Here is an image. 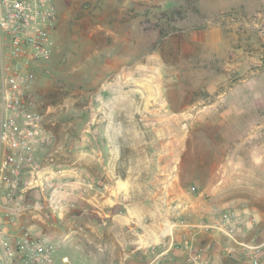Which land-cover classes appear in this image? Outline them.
<instances>
[{
    "label": "rangeland",
    "instance_id": "374dc122",
    "mask_svg": "<svg viewBox=\"0 0 264 264\" xmlns=\"http://www.w3.org/2000/svg\"><path fill=\"white\" fill-rule=\"evenodd\" d=\"M56 3L58 18L51 35L53 53L49 60L40 62L41 67L36 71L35 101L44 114V127L50 136L37 161L45 170L54 169L60 148L55 131L60 133L63 141L73 131L69 122L76 118L81 127L89 117L88 113L85 114L88 106L101 104L100 91H106L102 103L109 106L116 104L111 95L121 92L123 97L119 100L122 102L118 101L117 105L138 106L139 111L133 116L140 124L136 136L132 137L130 130L124 128L111 145L114 157L122 158V171L140 167L146 157L153 156L155 165H159L164 155L172 156L171 180L178 181L186 192L183 197L187 198L186 203L173 199V219H182L185 213L182 206L187 202L207 204L211 207L210 216L215 215V163L219 157L225 156V151H220L217 145L215 118L218 112L215 104L222 103L224 97L219 94L233 81L250 71L254 76L264 73V15L242 17L229 14L221 19L220 25L226 31L229 44H243L244 48H233L232 52L247 53L246 59L232 55L228 57L230 62L225 63L226 59L215 57V44L205 45L200 55L201 50H195L190 35L187 39L185 29L193 27L200 17H197L190 0L187 2L189 10L185 12L178 10L179 6L175 7L178 11L171 10V3L166 5V0H140L139 12H135V4L132 12L130 2L119 0H56ZM127 4V9L122 11ZM168 6L169 9H165ZM181 15L184 17L180 18ZM183 18L185 31L180 32L182 28L177 22ZM137 26L139 32L132 36L130 31L133 27L136 30ZM121 34L122 49V43H119ZM115 55H118L120 64L138 58V74L125 77L127 74L122 75L127 70L125 66L117 70L118 65L107 67L100 64ZM123 56L130 60L125 61ZM150 76L152 81L146 100L135 85L136 81ZM91 92L95 97H91ZM172 106L178 111H170ZM236 115L242 122V118L249 114ZM250 115L251 124L264 119V112ZM122 117L126 123L131 113L124 112ZM76 131L79 132L80 128ZM67 151L66 148L60 153L61 163L68 160ZM240 156H244L243 151ZM179 205L181 215L176 217L175 207ZM199 213L202 212L189 209L186 216L195 224ZM101 219L97 220L99 226L103 225ZM203 229V232L213 230ZM74 230H78L79 244L84 243L81 236L85 234L84 227L78 225ZM213 232L215 234V229ZM71 233L64 234L67 237L55 252L53 264H98V257L93 260L69 244ZM91 245L88 243V248ZM190 248L194 251L192 246ZM95 250L101 251V246H96ZM62 256L68 260L62 261ZM150 256L146 253L141 262L150 258L153 264H166L162 254ZM186 256L184 264H187ZM225 262L237 263L229 257H225Z\"/></svg>",
    "mask_w": 264,
    "mask_h": 264
},
{
    "label": "crops",
    "instance_id": "0c3cea01",
    "mask_svg": "<svg viewBox=\"0 0 264 264\" xmlns=\"http://www.w3.org/2000/svg\"><path fill=\"white\" fill-rule=\"evenodd\" d=\"M119 1L130 2L132 12L135 4V12H139L140 0ZM166 1V5L171 3V10H189V0ZM190 1L197 17L200 16L193 27L185 29L187 39L190 35L195 50L200 48L202 55L205 45L215 44V57L226 59L225 63L230 62L228 57L232 55L246 59L247 53L232 52L233 48L236 50L240 46L244 47L241 43L229 44L226 31L220 25L221 19L229 14L242 17L258 13L264 15V0ZM128 5L121 10L125 11ZM176 6H179L178 10ZM165 9H169V6ZM177 23L181 28L186 26L184 18ZM135 28L130 31L132 36L139 32V27ZM182 29L180 32L185 31ZM120 42L122 49V34ZM123 58L132 61L120 64L118 55H115L100 64L107 67L118 65L117 70L125 66L127 70L122 72V75L127 74L125 77L138 74L139 59ZM231 84L219 94L224 97L222 103L215 104L218 112L215 118L217 145L220 151H225V156L219 157L215 163V213L234 212L242 220L235 227V235L244 241L260 242L264 240V119L251 124L250 114L264 112V73L254 76L250 71ZM105 92H99V106H88L89 110L85 114L88 113L89 117L81 127L76 118L68 123L73 131L67 138L62 141L60 133L55 131L61 148L58 149L55 165V168L61 170L59 180H71L78 188L68 197L73 207L52 215L50 220L49 217L45 218L36 227L56 237L64 236L67 231L72 232L69 244L75 245L93 260L98 257V264H153L150 258L145 263L141 262L146 253L151 256L162 254L167 260L166 264H184L186 244H191L194 251L206 256L208 264H227L225 257L235 260V264H247L239 248L235 247L234 253H227L230 239L216 231L214 234L213 230L202 231L200 224L214 220V215L210 216L211 207L207 204L187 202L182 206L185 212L182 219H173V199H181L186 203L187 198L183 197L186 192L178 181L171 180L172 156L164 155L159 165H155L153 156L146 157L140 167L122 171V158L119 160V156L114 157L111 145L115 143V136L121 135L124 128L130 130L132 137L138 134L140 124L134 120L133 115L138 113L139 107L117 105L118 101L122 102L119 98L123 97V93L117 91L111 95L116 104H103ZM90 95L94 96L92 92ZM170 111L177 112L178 109L172 106ZM124 112L131 113L126 123L122 117ZM236 114L249 115L244 116L241 122ZM78 128L79 132L76 131ZM236 139L240 141L236 142ZM66 148L68 160L61 163L60 153ZM241 151L244 154L242 157ZM41 154L42 148L35 153L37 160H40ZM82 179L87 180L92 188H82ZM189 209L202 212L198 214L195 224L186 216ZM106 213L107 223L99 226L97 220ZM78 225L85 229V234L81 235L85 242L80 244L78 230H74ZM88 243L92 244L90 248ZM81 246L85 248H79ZM96 246H101V251H94Z\"/></svg>",
    "mask_w": 264,
    "mask_h": 264
},
{
    "label": "built area",
    "instance_id": "2783aa9c",
    "mask_svg": "<svg viewBox=\"0 0 264 264\" xmlns=\"http://www.w3.org/2000/svg\"><path fill=\"white\" fill-rule=\"evenodd\" d=\"M57 18L56 0H0V264H53L67 237L36 227L73 207L68 197L78 188L71 180H59L60 169L45 170L35 155L50 139L35 101L36 71L52 56ZM80 185L92 188L84 179ZM174 214L181 215L180 205ZM107 218L106 213L101 224ZM241 222L234 212L223 211L199 226L230 239L227 253L236 247L247 264H262L264 240L239 239L235 227ZM190 246H185L187 264H208Z\"/></svg>",
    "mask_w": 264,
    "mask_h": 264
},
{
    "label": "bare ground",
    "instance_id": "6f19581e",
    "mask_svg": "<svg viewBox=\"0 0 264 264\" xmlns=\"http://www.w3.org/2000/svg\"><path fill=\"white\" fill-rule=\"evenodd\" d=\"M151 78H152V76L146 77V78H144L143 80H140V81H136V85H135L136 86V90L139 91L141 94H143L145 96L146 100L148 98L149 89L151 87V81H152Z\"/></svg>",
    "mask_w": 264,
    "mask_h": 264
}]
</instances>
